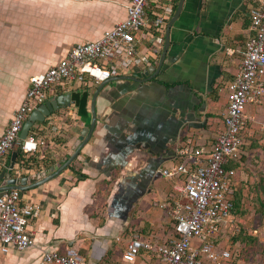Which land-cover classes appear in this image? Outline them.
Returning a JSON list of instances; mask_svg holds the SVG:
<instances>
[{"label": "crops", "instance_id": "crops-1", "mask_svg": "<svg viewBox=\"0 0 264 264\" xmlns=\"http://www.w3.org/2000/svg\"><path fill=\"white\" fill-rule=\"evenodd\" d=\"M173 2L172 15L178 0ZM126 3L0 0V135L22 101L28 78L56 64L74 44L93 41L120 22ZM251 6V0L182 1L153 77L144 82L107 80L95 95L94 126L73 161L46 183L20 192V204L41 206L39 216L28 224L33 246L0 255V264H38L41 251L62 254L66 246L75 248L86 264H114L133 233L157 243L171 236L170 197H175L181 178L166 179L160 171L178 161L181 148L207 150L221 132L225 86L238 69L250 35ZM163 43L164 35L149 65L136 73L156 68ZM97 86L70 88L67 108L31 126L58 128L48 129L46 137L39 134L41 156H34L29 168L14 164L9 172L6 156L0 172L8 178L25 177L28 185L41 173L44 177L50 168L55 170L80 144L79 133L91 121L90 99ZM261 100L245 107V122L256 118L245 110H261ZM47 139L54 143V154L45 151ZM257 151H243L245 159L236 163L231 181L243 209L264 199V162L251 164Z\"/></svg>", "mask_w": 264, "mask_h": 264}, {"label": "built area", "instance_id": "built-area-1", "mask_svg": "<svg viewBox=\"0 0 264 264\" xmlns=\"http://www.w3.org/2000/svg\"><path fill=\"white\" fill-rule=\"evenodd\" d=\"M248 9L250 35L233 79L225 86L226 105L221 113L222 130L207 150L184 147L177 151L178 161L160 171L166 179L181 178L174 188L169 211L172 234L157 243L133 233L114 264H219L229 253L218 250L219 233L232 218L231 181L242 154L244 109L258 104L264 96V0H251ZM173 0H127L124 18L100 36L76 43L53 66L30 76L21 103L0 135V165L15 145L27 116L47 99L65 94L70 88L99 85L112 77L130 76L149 65L161 47ZM61 95V94H60ZM57 132L48 124L37 128ZM45 151L54 154V143L47 139ZM42 140L35 132L27 133L19 150L25 158L41 149ZM43 148V147H42ZM20 192H0V255L21 253L33 246L28 224L39 216L41 206L20 204ZM164 204L159 205L164 208ZM38 264H86L78 251L66 246L62 254L43 250Z\"/></svg>", "mask_w": 264, "mask_h": 264}, {"label": "rangeland", "instance_id": "rangeland-1", "mask_svg": "<svg viewBox=\"0 0 264 264\" xmlns=\"http://www.w3.org/2000/svg\"><path fill=\"white\" fill-rule=\"evenodd\" d=\"M261 99V108H259L261 110H245L247 116L252 113L256 118L245 124L244 144L239 162L245 159L243 151L249 152L248 155H250L253 154V150L258 151L254 153L251 164L258 165V162H264V128H262L264 124V96ZM260 173L264 175V173ZM231 189L233 193L236 192L233 185ZM246 200L248 203H252L250 199L246 198ZM262 201L264 202V199ZM245 206L246 209L241 207V210H238L231 218L229 226L219 233L222 238L217 241V249L229 253V259L221 261L219 264H264V210L261 211V216H258L254 210L256 207L254 202L253 206L252 204ZM237 235L242 240H234ZM85 257L87 258L86 255ZM203 264L209 263L203 262Z\"/></svg>", "mask_w": 264, "mask_h": 264}, {"label": "water", "instance_id": "water-1", "mask_svg": "<svg viewBox=\"0 0 264 264\" xmlns=\"http://www.w3.org/2000/svg\"><path fill=\"white\" fill-rule=\"evenodd\" d=\"M183 0H178L176 9L174 11V14L172 15L171 19L166 25V29L164 32V43H163V49L161 51L158 65L156 68L151 67L150 69H146L143 73H133L130 76H124L121 77L123 80H129L132 82H144L145 80H149L153 77V74L157 72L159 67L161 66V63L163 61L164 55L166 53V48L168 46V32L171 24L176 19L180 12V8L182 5ZM119 79V78H116ZM107 81L100 83L97 88L95 89L91 99H90V114H91V121L86 128H82V130L79 133L78 140L80 141V144L78 147L73 151L71 155H69L66 160H64L55 170L50 168V174L43 177V173H41L40 178H37L35 182L32 184H26L27 179L25 177L22 178H8L10 175L8 173H4L5 171L0 172V180L4 179V185L0 186V192L3 191H9V190H18L19 192H23L26 190L33 189L39 185H42L46 183L47 181L51 180L52 178L56 177L58 174H60L64 169H66L69 164L73 161V159L78 154V151L80 147L85 143L87 138L90 135V132L94 126V99L96 93L99 91V89L106 83ZM70 96L69 94H61L56 97H52L47 99L44 103L38 105L30 114L27 116L26 120L23 122L20 131L18 133V137L16 139L15 145L18 146L20 144V141L25 138L27 135L29 129L31 126L35 123H42L45 119L48 118V116L58 110H62L67 108L70 105ZM16 153L15 151H11L9 154V162H8V171H11L15 162Z\"/></svg>", "mask_w": 264, "mask_h": 264}, {"label": "trees", "instance_id": "trees-1", "mask_svg": "<svg viewBox=\"0 0 264 264\" xmlns=\"http://www.w3.org/2000/svg\"><path fill=\"white\" fill-rule=\"evenodd\" d=\"M174 4H176V2H173V5ZM174 8H175V6H174ZM75 103V106H76V108H77V110H78V112H79V110L81 109L80 108V105H79V103L76 101V102H74ZM84 105V104H83ZM245 124H246V122H244V126H243V129H242V131H241V136L243 137V131H244V129H245ZM32 132H35L36 134H42L43 132H41V131H39V130H37V129H35V130H33L32 128H30L29 129V131H28V133H32ZM11 151H15V153H16V158H15V162H14V164L15 165H17L18 166V168H20V169H27V168H29L28 166V162L29 161H33V157L34 156H41V155H37V153H35V154H33V156H29V157H27V158H25V156H24V154H22L21 153V151L19 150V145L18 146H16V145H14V147L12 148V150ZM10 151V152H11ZM43 160H44V157H41V160L40 161H42L43 162ZM7 161L9 162V154H8V156H7ZM45 161V160H44ZM28 165V166H27ZM228 168H231V169H233V170H235L236 168H237V165H236V163H230V164H228V165H226V169H228ZM82 177V176H81ZM239 196L236 194L235 195V193H233L232 192V195H231V203H232V210H231V215H232V217H233V215H235L237 212H238V210H240V202H239ZM255 211H256V214L258 215V216H261V211L262 210H264V202L263 201H256V207H255V209H254ZM232 237V236H231ZM241 239V237L240 238H238V235L236 236V238H234V240H240ZM242 240V239H241Z\"/></svg>", "mask_w": 264, "mask_h": 264}]
</instances>
